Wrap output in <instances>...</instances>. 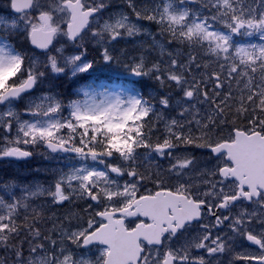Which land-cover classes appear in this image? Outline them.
I'll use <instances>...</instances> for the list:
<instances>
[{"label": "snow or ice", "instance_id": "snow-or-ice-1", "mask_svg": "<svg viewBox=\"0 0 264 264\" xmlns=\"http://www.w3.org/2000/svg\"><path fill=\"white\" fill-rule=\"evenodd\" d=\"M0 264H264V0H0Z\"/></svg>", "mask_w": 264, "mask_h": 264}, {"label": "rangeland", "instance_id": "rangeland-1", "mask_svg": "<svg viewBox=\"0 0 264 264\" xmlns=\"http://www.w3.org/2000/svg\"><path fill=\"white\" fill-rule=\"evenodd\" d=\"M39 161H36V163H38ZM33 166H35V164H33Z\"/></svg>", "mask_w": 264, "mask_h": 264}, {"label": "flooded vegetation", "instance_id": "flooded-vegetation-1", "mask_svg": "<svg viewBox=\"0 0 264 264\" xmlns=\"http://www.w3.org/2000/svg\"><path fill=\"white\" fill-rule=\"evenodd\" d=\"M36 163V162H35Z\"/></svg>", "mask_w": 264, "mask_h": 264}]
</instances>
